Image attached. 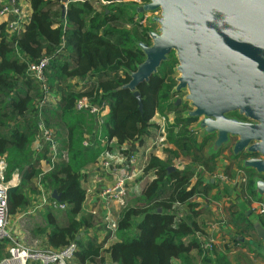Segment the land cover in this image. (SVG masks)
<instances>
[{"label": "trees", "instance_id": "trees-1", "mask_svg": "<svg viewBox=\"0 0 264 264\" xmlns=\"http://www.w3.org/2000/svg\"><path fill=\"white\" fill-rule=\"evenodd\" d=\"M29 1L31 19L19 37L8 39L5 25L0 27V160L4 159L7 164L6 181L15 174L21 177L20 185L9 194V216L14 217L30 207L29 196L39 194L34 182L42 174L41 163L49 161L47 148L39 154L31 148L38 133L34 115L40 91L37 83L27 77L28 63L54 56L64 42L65 55L53 59L47 71L49 84L61 95L59 109L45 111L43 117L48 128L65 132L62 150L67 151V161L46 173L43 184L49 192H57L58 204L68 207L67 222L60 224L50 212L46 214L51 228L48 249L59 250L76 242L80 250L74 264L104 263L106 255L112 264H174V261L198 264L193 253L203 258L204 253L195 236L203 232L196 221L200 214L199 204L193 200L203 197V191L210 186L203 187L201 179H196L197 169L190 165L177 166L173 172H169V168L175 167L180 151H185L183 153L195 164L212 173L215 156L203 154L211 136L200 143L195 132L186 130L197 122L185 118L188 104L181 106L183 111L168 130L169 143L176 150H168L165 161L151 157L146 172L155 171L156 178L144 186L134 204L121 211L116 231L119 241L104 249V244H84L78 239L82 232L92 227L90 218L79 220L87 197L81 185L86 177L82 168L97 160L103 147L98 143L97 148H84L83 142L94 133L96 123L89 112L75 110L76 102L86 97L95 104L109 103L102 136L109 141L116 140L118 145L135 143L146 135L156 114L176 112V78H172L177 64L175 56H169V61L162 64L149 83L138 86L143 103L140 111L132 92L118 91L130 81L127 71L134 72L144 61L136 41L149 42L147 33L151 30L149 26L136 24L135 16L126 8L131 4L100 14L91 2H75L68 5L64 16L62 0ZM8 3L9 0H0V11ZM128 26L131 29L124 28ZM87 77L97 79L89 88L78 90L70 83L73 79ZM247 176V188L251 190L254 176ZM26 191L30 192L29 196ZM251 192L250 195L255 196ZM240 216L246 225H236V229L244 238L253 228L243 214ZM192 236L193 240L186 243L185 239ZM233 240L236 245H242L240 240ZM6 247L7 243L0 241V261ZM203 264H229V261L222 256L214 260L206 256Z\"/></svg>", "mask_w": 264, "mask_h": 264}, {"label": "water", "instance_id": "water-1", "mask_svg": "<svg viewBox=\"0 0 264 264\" xmlns=\"http://www.w3.org/2000/svg\"><path fill=\"white\" fill-rule=\"evenodd\" d=\"M75 2L89 0H62L63 14ZM126 8L140 19L153 14L148 23L156 29L147 33L148 43L136 41L145 59L127 71L130 81L118 91L132 92L142 111L138 86L173 54L174 93L185 95L175 107L189 105L185 118L198 121L200 142L215 136L209 156L232 145V155L244 157L242 169L255 174L253 192L264 201V0H147ZM52 198L60 201L55 191ZM245 216L264 246L260 219L250 211ZM254 249L264 258V247Z\"/></svg>", "mask_w": 264, "mask_h": 264}, {"label": "built area", "instance_id": "built-area-1", "mask_svg": "<svg viewBox=\"0 0 264 264\" xmlns=\"http://www.w3.org/2000/svg\"><path fill=\"white\" fill-rule=\"evenodd\" d=\"M24 2L30 1L19 0L17 2L15 0H9V3L0 11V21L5 18L4 25L6 37L8 39L19 37L30 22L31 13L25 7L28 5L24 4ZM89 2H91L92 5L97 3L101 7H104L106 12L109 13V10L115 11L117 9L116 4L123 3V5L131 4L140 6L146 4L147 0H89ZM65 15L66 12L64 13V16ZM150 18L151 15H146L143 19L135 16V22L138 25L147 27L149 26L148 21ZM0 25L2 26L3 24ZM65 53V43L62 42L54 56H44L36 63H28L27 77L37 83L40 91V97L36 102L37 112L34 115L38 124V133L31 148L35 154L43 152L46 148L49 150V161L46 162V171L42 172L39 178L36 179L39 194L31 199L33 202L28 208L31 213L49 208L54 210H66V208H68L66 205L58 204V202L52 198V194L48 191L47 187L43 184L46 173L52 171L60 162L67 161V151L62 150L63 142L59 138L60 133L56 129L48 128L45 125L43 117L44 112L50 110L55 95V89L49 84L47 71L51 61L65 55ZM96 80L95 77H87L85 79H73L70 83L76 85L78 90H82L89 88ZM58 96L60 100V94ZM75 110L78 113L89 112L94 116L96 130L90 137L85 139L83 146L86 150H89L90 148H97V144L100 143V146L103 147V151L98 158L102 159L98 171L101 170L105 175L107 174L108 177L114 178V183L102 189L98 197V201L104 210V224L110 234L114 235L117 231L118 219H115L112 213L113 204L122 202L128 194L134 196L141 194L144 185L152 182L156 178L155 171L147 173L146 169L149 166L151 156L154 154L157 155V152L164 147L166 142V128L164 124L152 123L147 129L145 136L135 143L118 145L115 147L116 151H114L118 153L112 155L110 152H112L111 149H114L113 143H109L107 137L102 136L105 119L110 111L109 103L103 102L102 104H95L92 100L83 97L76 102ZM155 118H157V116H154L151 121ZM112 141L117 143L116 140ZM126 145L128 146V150L124 148ZM140 149H144L145 152H137ZM123 152L127 154L124 155ZM122 170L125 171V173L123 176H118ZM200 170L201 168L199 167L197 169L198 173ZM6 173L7 164L4 159H1L0 241L7 243V256L0 261V264H74L75 256L80 250L76 242H71L68 246L59 250H50L48 248L30 249L15 237L10 226L8 203L10 191L20 185L21 177L19 174H15L10 181H6ZM215 178L223 183H230L229 179L225 176L219 175ZM241 182L246 191L248 177L245 174L242 176ZM245 200L250 211L259 217L264 226V201L257 200L256 196L250 195L247 191ZM224 224L225 222L221 220L218 227L223 229ZM218 237L224 238L225 236L222 233L213 236L198 233L195 236L201 251L208 255H211L216 248ZM100 264H112V262L106 260L104 263Z\"/></svg>", "mask_w": 264, "mask_h": 264}, {"label": "crops", "instance_id": "crops-1", "mask_svg": "<svg viewBox=\"0 0 264 264\" xmlns=\"http://www.w3.org/2000/svg\"><path fill=\"white\" fill-rule=\"evenodd\" d=\"M24 4L28 5L25 7L32 15V8L30 5V2H24ZM4 21H5V18H3L0 21V24L4 25ZM194 131L198 134L196 129ZM175 150H169V151H175ZM208 150L207 152H204V154L207 157H211L208 155ZM110 153L114 155L113 152H110ZM123 154L126 155L127 153L123 152ZM167 156H168L167 151L164 153L161 151L157 152V158H159L162 161H165L167 159ZM181 158L182 156L180 155L179 159ZM214 159H215V168H214L215 170L212 173L211 172L208 173L207 171H204L203 167L195 164L193 161L191 162L189 161V163L188 162L185 163V165H188V166L190 165L196 169L200 167L201 170L197 174V177L200 178L201 181L203 182V187L210 186L209 190H205L206 192L203 191V193H205L203 197L198 196L193 200V202L199 204L197 211H199L200 214L196 221L200 226L201 232H203L204 234L208 236H213V235H218V233L213 234V231L219 230V232L225 236L224 238L218 237V242L215 248V252L207 256H210L211 260H214L215 258L221 257V256L226 257L228 260V256L226 254L233 253L231 252L232 250L228 248L227 246L228 244L226 245L227 240H228V236L226 232L228 231L229 236L231 237L234 236V238L232 237L233 239L236 238L240 240L242 244V249L240 250V252H243V253L248 252L254 255L255 259L261 258L263 260L262 262H264V258L254 249V245H256V243H258L259 241L254 233V230L252 233L248 235L244 234V238H242L241 235L238 234V231L236 229L237 228L236 225L238 226L242 224L244 226L246 225L245 223H242L240 214L241 215L243 214L245 216V214L248 211H250L248 204L245 200V194H246V191L249 194H250V191L253 192V184H252L251 190L250 188L246 187L247 190L245 191V187H243L242 185L241 178L244 174L246 176L247 174L248 175L251 174L254 177H255V174L253 172H246L245 170H243L241 166L242 159L235 158L231 152H222L221 150V152L218 155H216ZM96 161L98 162V158L94 162ZM94 162L86 163L83 166L82 170L83 171L89 170L90 168H92L91 166L94 165ZM176 162H178V160ZM175 167H177V165H175ZM41 168L43 170L42 172L46 171L47 163L45 161L41 163ZM98 170L96 174H89L88 177L86 178L88 182L87 186H89V188L91 189V190H87V193L93 194V196L90 197V199L85 204V206L89 209L91 207L93 208V206L97 208V205L99 204V201H98L99 193L95 191L97 190V188L94 189V185L100 188L101 184L105 183L104 185L106 187L110 184H113V181H114V178H105L103 175V172L101 170L100 171ZM124 173L125 171L122 170L118 174V176H123ZM219 175L227 177L230 183L229 182L223 183L219 179H216L215 177ZM34 184L37 187L36 181L34 182ZM247 186L249 185L247 184ZM203 187H202V190H203ZM84 188L86 189V187ZM253 194L255 193L253 192ZM131 198H133V195L128 194L127 197H125V199L122 202L113 204V208H112L113 215H116V212L118 211V216H119L121 211L126 206H128L129 203L127 201ZM56 211L57 210H54V209H50V210L44 209L41 211L31 213L29 212L28 209H26L25 211H22L18 213L17 215H15L13 219L10 221L12 232L14 233L15 237L20 242H22L23 244L27 246H30V247L36 246L35 248H48L49 247L48 234L50 233L51 228L48 226L47 220L45 218L46 214L50 212L60 224H65L67 222L66 214L64 216H60L59 214H57L59 212H56ZM101 211H103V209H101ZM252 215H254V213H252ZM87 218L91 219L90 223L92 224V227L87 229L86 232L81 233L80 238L82 239V242L84 244H89V243L104 244L105 245L104 249H107L112 244L119 241V238L116 233L114 235L110 234V232L107 230L105 226H103L101 223L100 224L97 223L91 216H88ZM218 218H222L221 220L225 222L224 226L227 227L226 229L225 228L220 229L218 227V225L221 223V220H219ZM245 219L248 222V219L246 216H245ZM192 240H193V236L190 238L189 237L186 238L185 242L189 243ZM193 254L197 258V263L203 264L204 258L202 256H199L198 253L196 252ZM236 255H237L236 264H242L239 252ZM106 258H107V261L110 260L109 255H106ZM175 262L180 264L179 261H174V263ZM256 263L258 262L256 261Z\"/></svg>", "mask_w": 264, "mask_h": 264}, {"label": "rangeland", "instance_id": "rangeland-1", "mask_svg": "<svg viewBox=\"0 0 264 264\" xmlns=\"http://www.w3.org/2000/svg\"><path fill=\"white\" fill-rule=\"evenodd\" d=\"M123 5V3L122 4H116V6H117V8L119 7V6H122ZM93 7L96 9V12H98V13H100V14H102V13H104L105 11V8L104 7H101L100 5H98L97 3H94V5H93ZM146 15H151V16H153V14H146ZM145 15V16H146ZM148 25V24H147ZM120 27H122L121 25H119ZM150 26V25H149ZM125 29H131V27L129 26V27H124ZM150 29L151 30H155L156 29V26H151L150 27ZM138 32H140V34L142 33V31H139L138 30ZM178 77V73H176V72H174V74L172 75V78H177ZM59 94H56V92H55V95H54V99H53V104L51 105V107H50V109L52 110H58L59 109V99H58V96ZM184 97H185V95H184V93H178V94H176V96H175V102H176V100L177 99H184ZM60 98H61V95H60ZM175 104V103H174ZM183 105H185V103L183 102L182 104H180L178 107H180V108H178L177 107V109H175V111L176 112H171V113H168L167 115H160V114H156L155 116H157V118H155L153 121H151L150 122V125L152 124V123H161V124H164V126H165V128H166V142H165V144H164V147L160 150L161 152H166V151H168V150H175V148H174V146L172 145V144H170L169 143V127H170V125H174L175 124V122H176V118L178 117V114L180 113V112H182L183 111ZM181 106H183V107H181ZM190 109V107H189V105L187 106V109H186V112L188 111ZM184 115H185V112H184ZM105 116H106V113H105ZM198 122V121H197ZM197 122H195V123H193L191 126H189L186 130H188L189 132L190 131H192V133H194L195 131V129H196V125H197ZM149 128V127H148ZM59 131H60V135H59V138L61 139V140H64V138H65V132L63 131V130H60V129H58ZM195 135L198 137L199 136V133L197 134L196 132H195ZM215 140V136H214V138H211V140H209V141H207V145L204 147V151L203 152H207V150L210 148V146L212 145V143H213V141ZM108 141H109V139H108ZM113 144H112V143ZM109 143H111L112 145H113V147H114V149H111L112 150V152L114 153V154H116L117 152H114V151H116V148L115 147H117L118 146V144L117 143H115L114 141H112V140H110L109 141ZM230 148H231V145L229 146ZM124 148H126L127 150H128V146L126 145ZM230 148H228V147H226V148H224L223 150H222V152H231L230 150ZM137 152H145L144 151V149H140L139 151H137ZM159 152V151H158ZM183 152H185V151H180V155L182 156V158L181 159H179L178 160V162H179V164L177 165L178 167H182V165H185V163L186 162H188L189 163V161L191 162L192 160H191V158H190V156H186L187 154L186 153H183ZM110 154H112V153H110ZM204 154V153H203ZM113 155V154H112ZM221 155V154H220ZM153 156H155V157H157V155H152L151 157H153ZM113 157V156H112ZM244 158V157H243ZM243 158H241V159H243ZM113 159V158H112ZM101 161H102V159L100 158V159H98V162L96 161V162H94V165H92L91 167L92 168H90L89 170H82V173L83 174H86V177H84V179L82 180V182H81V185H82V188L86 191V193H87V190H91L90 188H89V186H87V184H88V182H87V177H88V175L89 174H96L97 173V170L98 169H100V163H101ZM83 169V168H82ZM89 171V172H88ZM103 175H104V177L105 178H110V177H108V175L106 174H104L103 173ZM113 183H114V181H113ZM99 184V183H98ZM105 184V183H104ZM104 184H101V187L100 188H98L97 186H95L94 185V189L95 188H97V190H95V191H97L98 193H100V191L102 190V189H104L105 188V185ZM112 184H110V185H108V186H111ZM146 185V184H145ZM144 185V186H145ZM86 187V189L84 188V187ZM108 186H106V187H108ZM30 187V186H29ZM144 188V187H143ZM93 189V190H94ZM28 190H29V188H28ZM142 191H143V189H142ZM26 193H27V196H29V194H30V192L29 191H26ZM51 193V192H50ZM52 194V193H51ZM99 195V194H98ZM35 195H30L29 196V198H33ZM93 196V194H91V193H87V197H86V202L90 199V197H92ZM140 196V194L139 195H137V196H134L133 195V198H131V199H129L127 202L129 203L128 205H130V204H134L137 200H138V197ZM135 200V201H134ZM32 201V200H31ZM33 202V201H32ZM86 202L84 203V205H83V211H82V213L80 214V217H79V220L81 219V218H83V217H85V218H87L88 216H91L97 223H101L103 226H105V224H104V222H105V220H104V210L103 211H101V209H103V207H102V205L99 203L98 205H97V208H95L94 206H93V208L91 207L90 209L89 208H87L86 206H85V204H86ZM49 210H50V208H49ZM66 210H67V208H66ZM66 210H57L56 212H59V213H57V214H59L60 216H64L65 214H66ZM37 212V211H36ZM254 216H256L255 214H254ZM114 217H115V219H118V211L116 212V215H114ZM258 217V216H257ZM259 218V217H258ZM13 219V217H10V221ZM219 220H221L222 218H218ZM215 221H216V219H215ZM106 227V226H105ZM223 228H227L226 226H223ZM214 233H218V234H220V232H219V230L218 231H213V234ZM227 233V236H228V240H227V243H226V245L228 246V248L229 249H231L232 251L231 252H233V253H231V254H226L227 256H228V260H229V264H236V254L239 252V254H240V259H241V263L242 264H258V263H263L264 264V262H262L263 260L261 259V258H257V259H255V256L254 255H252V254H250V253H243V252H240V250L242 249V245H240V244H237L236 245V243H235V241L233 240V238H234V236H229V234H228V231L226 232ZM232 235H234V234H232ZM235 240L237 241L238 239H236L235 238ZM25 245V244H24ZM27 248H30V249H35V247L36 246H33V247H30V246H27V245H25ZM237 253H236V252ZM215 252V249H214V251L211 253V254H213ZM234 252H235V254H234ZM248 254V255H247ZM208 254H205L204 253V258L207 256ZM7 256V251L5 252V254H4V257H6ZM256 261L258 262V263H256ZM174 264H178L177 262H175Z\"/></svg>", "mask_w": 264, "mask_h": 264}, {"label": "flooded vegetation", "instance_id": "flooded-vegetation-1", "mask_svg": "<svg viewBox=\"0 0 264 264\" xmlns=\"http://www.w3.org/2000/svg\"><path fill=\"white\" fill-rule=\"evenodd\" d=\"M147 43H148V41H147ZM211 138H214V136H211ZM206 139V138H205ZM234 142V141H233ZM232 142V143H233ZM231 147H232V145H231ZM228 148H230L229 146H228ZM231 149V148H230ZM231 151V150H230ZM252 243V242H251ZM259 247H264L263 246V244L260 242V241H258V243H256Z\"/></svg>", "mask_w": 264, "mask_h": 264}]
</instances>
